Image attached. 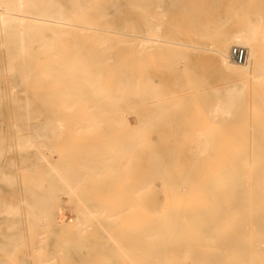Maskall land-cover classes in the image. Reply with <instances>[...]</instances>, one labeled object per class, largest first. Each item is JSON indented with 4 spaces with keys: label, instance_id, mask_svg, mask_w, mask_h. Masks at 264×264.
<instances>
[{
    "label": "bare ground",
    "instance_id": "6f19581e",
    "mask_svg": "<svg viewBox=\"0 0 264 264\" xmlns=\"http://www.w3.org/2000/svg\"><path fill=\"white\" fill-rule=\"evenodd\" d=\"M1 50L0 264H264V0H0ZM210 53L253 122L202 91Z\"/></svg>",
    "mask_w": 264,
    "mask_h": 264
},
{
    "label": "rangeland",
    "instance_id": "374dc122",
    "mask_svg": "<svg viewBox=\"0 0 264 264\" xmlns=\"http://www.w3.org/2000/svg\"><path fill=\"white\" fill-rule=\"evenodd\" d=\"M170 8H172V7H170ZM168 9L167 11L168 12H166L167 14H165V11L164 10H155L156 11V16L157 15H159V16H157V17H162L161 19H163V21H165V25L166 24H168L167 25V27L165 28V26H164V30H163V32H162V34H165V35H167V36H169L170 34H172L173 33V37L175 38V39H180L179 41H182L183 40V34L185 33L184 31V27L183 26H181V25H179V26H176L174 29L171 27V18L173 17V12L175 11V10H173V9ZM222 10V9H221ZM224 10V9H223ZM222 10V11H223ZM221 11V12H222ZM221 14V13H220ZM222 15H225L224 14V11L222 12ZM242 19H243V17H242ZM241 18H232L231 19V22L228 24V27L229 28H231V29H233L236 25L237 26H240V20L241 21H243ZM233 20H236V22L235 21H233ZM238 20V21H237ZM235 22V23H234ZM232 25V27H231V25ZM169 25H170V27H169ZM236 26V27H237ZM162 28H163V26H162ZM184 30V31H183ZM171 31H172V33H171ZM186 34V33H185ZM187 35V34H186ZM171 37V36H170ZM174 48H178V49H173V51L174 52H179V51H181L180 50V48L179 47H174ZM236 48H241V49H244L245 50V52H247V50L244 48V47H242V46H238V45H232L231 47H230V49H229V53L231 54V52H232V50L233 49H236ZM2 51V52H1ZM0 51V69L2 70V71H5V68H6V64H5V60H6V55H4V51L3 50H1ZM2 53V54H1ZM211 55V56H210ZM208 57H210V58H208ZM230 60L231 61H233L232 60V58H231V55H230ZM195 62V65H196V68H197V72H198V76H200V77H198V79H205V78H202V77H206V83L203 85L204 87L202 88V91L209 97V96H212V94H213V96L210 98L211 99V103H214V101H216L217 99L216 98H218V97H222L225 93H226V95H228L229 97H230V95L232 96V97H234V102H236V101H243L244 102V106H243V108H245V109H248L249 108V114H248V116L246 117V116H244L243 118L245 119V120H247L248 122H253V119L256 117V115H252L250 112H251V106H250V102H251V100H252V98H255V96H256V94L252 91V90H248V84H247V86H246V81L243 79V78H234V77H231L230 79H228V81L229 80H231V81H229V82H225V79L223 78L224 76H219L220 75V73L219 72H217L218 71V65H217V61L214 59V57H213V55L210 53L209 54V56H207L206 58L205 57H203V58H200V59H198V60H194ZM4 64V65H3ZM3 65V66H2ZM217 70V71H215V70ZM217 72V73H216ZM216 74H217V76H216ZM208 75H210V77H211V75L212 76H215L214 78L215 79H211L210 77H208ZM208 79V80H207ZM209 79H211V80H209ZM11 85V84H10ZM15 85H17V83H15ZM246 86V87H245ZM0 87L1 88H3L4 90H3V96H4V98L2 99L3 101H4V106H3V110H4V113H5V115H6V119H5V122L3 123V125H5L6 127H9V126H12V123H14V121H15V119H16V116L14 115V108H13V105H10L9 106V101H10V98H11V94H10V90L9 89H7L6 87H9L6 83H4V81H1L0 82ZM245 87V88H244ZM5 88H6V90H5ZM206 89V90H205ZM4 91H6V92H4ZM244 92H245V94H244ZM209 93H210V95H209ZM229 93H231L230 95H229ZM241 94V95H240ZM249 94V95H248ZM206 95H202V96H206ZM221 95V96H220ZM214 99V101H213V99ZM251 98V99H250ZM219 99V98H218ZM250 100V101H249ZM11 103H12V101H11ZM10 103V104H11ZM213 105H209L208 107H207V109L209 110H207L205 113H204V117H206V118H211V116H213V115H215L216 113H212V112H210V110H212L211 108H215V107H212ZM196 113H194L193 112V115H196L198 112L197 111H195ZM200 113V112H199ZM198 113V114H199ZM210 114H212V115H210ZM253 117H252V116ZM14 118H13V117ZM197 116V115H196ZM13 119V121H12V119ZM248 118V119H247ZM253 118V119H252ZM9 119V120H8ZM7 122H8V124H7ZM242 122H244L243 120H241V121H238V126L240 125V124H242ZM14 132H11V135L13 134ZM186 139V138H185ZM188 139L189 138H187L186 140L188 141ZM185 140V141H186ZM190 141V140H189ZM229 142H231V141H229ZM234 142V141H233ZM235 143V142H234ZM15 154H17V155H15ZM20 156V157H19ZM7 157H9V158H7ZM2 162H3V164H5V167H9L8 168V170L6 171L7 172V174L9 175V176H12V177H14V179L16 180H14L15 182H16V185L14 184L13 186H12V189H13V191H11V193H5V194H2V196H5V197H10V198H16V197H19V196H22V194H23V189H24V187H25V178L23 177V175H22V171L20 170V168L21 167H23V166H20V165H25L26 164V161H27V159H25L24 157H22V155H18V153L16 152V151H13L12 153H11V155H6V154H4L3 156H2ZM20 164V165H19ZM18 168H19V170H18ZM18 171V172H16V170ZM13 170H14V172H13ZM20 172V173H19ZM18 177V178H17ZM20 178H21V180H22V182L20 181ZM18 179V180H17ZM24 180V181H23ZM22 184H21V183ZM19 186V187H18ZM18 189L20 190V191H18ZM20 194V195H19ZM18 195V196H17Z\"/></svg>",
    "mask_w": 264,
    "mask_h": 264
},
{
    "label": "built area",
    "instance_id": "2783aa9c",
    "mask_svg": "<svg viewBox=\"0 0 264 264\" xmlns=\"http://www.w3.org/2000/svg\"><path fill=\"white\" fill-rule=\"evenodd\" d=\"M246 52L244 49L236 48L231 52V58L234 62L241 64L245 62Z\"/></svg>",
    "mask_w": 264,
    "mask_h": 264
}]
</instances>
